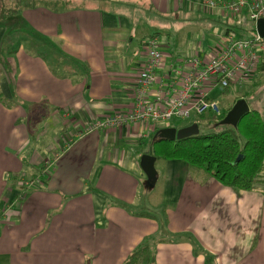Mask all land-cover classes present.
I'll return each instance as SVG.
<instances>
[{
	"label": "crops",
	"instance_id": "1",
	"mask_svg": "<svg viewBox=\"0 0 264 264\" xmlns=\"http://www.w3.org/2000/svg\"><path fill=\"white\" fill-rule=\"evenodd\" d=\"M73 1L58 13L22 12L27 32L39 35L34 52L0 23L1 80L14 101L0 103V264H123L159 230L157 220L135 212L146 202L140 190L149 187L140 158L163 128L138 123L85 131L130 110L147 60L143 43L152 36L133 29L112 0ZM143 1L158 15L178 9L220 21L225 14L207 8L208 0ZM172 54L163 52L156 74L178 89L183 61L208 57ZM160 96L153 85L151 100ZM159 163L167 207L155 264H264V183L237 192L180 161L156 160L155 168ZM36 180L38 187L24 185Z\"/></svg>",
	"mask_w": 264,
	"mask_h": 264
},
{
	"label": "built area",
	"instance_id": "2",
	"mask_svg": "<svg viewBox=\"0 0 264 264\" xmlns=\"http://www.w3.org/2000/svg\"><path fill=\"white\" fill-rule=\"evenodd\" d=\"M205 6L221 8L225 14L236 16L246 11L250 22L256 24L264 19V0H208ZM264 38L246 40L235 37L230 31L225 34L222 46L208 57L195 56L183 61L184 69L176 74L181 77L179 89L161 83L157 71L164 61L157 37L144 41L147 60L135 80V93L130 110L105 116L85 131L119 128L130 124H151L153 129L167 128L173 120L190 122L193 117L206 112L219 115L221 108L210 96L213 90L219 93L232 86H241L252 79L264 53ZM159 85L160 99L152 101L150 88ZM163 88L165 90H163ZM166 92V93H164ZM164 93V94H163ZM154 130V131H155ZM41 181L25 182L28 187H38Z\"/></svg>",
	"mask_w": 264,
	"mask_h": 264
},
{
	"label": "trees",
	"instance_id": "3",
	"mask_svg": "<svg viewBox=\"0 0 264 264\" xmlns=\"http://www.w3.org/2000/svg\"><path fill=\"white\" fill-rule=\"evenodd\" d=\"M22 1L0 0V23L5 24L9 19L17 16L21 6L25 10L43 8L58 13L75 5L72 0H30L26 5L21 4ZM8 4L13 5V7L6 8ZM22 26L25 28L23 23ZM228 32L229 30H226L225 34ZM34 35L35 33L26 34L24 38L19 39L18 45H27L25 47H29L27 51L30 52L39 49V35L38 37ZM152 37H155V35H152ZM28 43L31 46H28ZM263 70L264 62H260L256 73H261ZM229 90L230 88H227L220 94H228ZM242 99L247 102L250 111L239 121L235 128L218 124L239 99H235L228 109H221L219 115L206 112L193 117L188 124L180 127L197 124L199 128L197 136L177 141H151L149 154L155 157L157 161H180L207 174L221 186L237 192H249L259 189L264 183V119L258 110L250 107L245 97H242ZM0 103L10 107L1 99ZM201 124H203L205 131L201 130ZM10 179L15 180L14 177ZM21 197L24 199L26 195L21 194ZM136 216L157 220L155 217L144 214H137ZM158 231L152 238L147 237L142 240L124 260L123 264H155L153 250L157 243L164 241L160 235V232L163 231L162 226H159ZM209 260L207 258L208 262Z\"/></svg>",
	"mask_w": 264,
	"mask_h": 264
},
{
	"label": "rangeland",
	"instance_id": "4",
	"mask_svg": "<svg viewBox=\"0 0 264 264\" xmlns=\"http://www.w3.org/2000/svg\"><path fill=\"white\" fill-rule=\"evenodd\" d=\"M29 2L30 0H23L21 4L26 5ZM72 2L75 4V1L72 0ZM107 2L109 4L112 2L113 8L120 9L118 10L119 12L122 10L123 12L125 11L127 13L124 14V16L129 19L133 29L136 28L138 30L145 31L146 36L157 34L156 37L159 42L160 50L166 55L172 54L173 51L181 54L177 57H183L182 55L191 57L193 54V56L197 55V53H201V55H210L213 48L222 46L226 29H229L231 34L240 39L254 40L257 38L255 24L250 22L247 18V15L244 13H240L236 16L224 14L223 19L216 21L211 19V17L208 19L204 16L189 14L186 11H181L180 13L178 12V9H176L175 14L172 16H167L166 14L158 15L147 8V5L143 0H112ZM12 7L13 5L11 4L6 6V8ZM23 11H25V9L21 6L19 8V14L6 22L7 29L10 28L11 31H14L17 35H19L18 40L22 37L24 38V36L28 34L27 30L22 26V23H24V13H22ZM185 12L187 15H185ZM176 14L179 15V19L175 18ZM166 35H168L169 38H167ZM148 39L149 38H147V40ZM141 42L143 41L141 40L140 44L137 45L139 53L142 51ZM261 44L264 45V39L262 40ZM168 45L171 47V49L168 47ZM28 46H31L30 43H28ZM182 47H185V54L180 52ZM25 48L27 49L29 47ZM2 57L5 58L6 55L0 51L1 61ZM260 62H264V53L262 54ZM3 70L4 67L0 63V74ZM2 81L3 80H1L0 76V99L7 105L11 106L14 101L7 98L6 95H8L10 92L9 89L5 87V83ZM3 85L4 87H2ZM11 90L14 92L15 89L11 88ZM212 96L215 98V100H217V105L222 110L228 109L235 99L240 100L242 97H245L250 107L252 109L258 110L264 119V70L261 73H256L255 76L245 84L235 87L232 86L228 94L222 95L217 90H213ZM188 123L189 122L185 123L182 121L173 120L170 125L182 127ZM201 130L205 131L203 124H201ZM155 169L157 171L158 181L153 187H142L139 197L143 198V200H146V202H143L142 207H140L136 212L133 211L136 210V208H132V211L136 214H144L155 217L159 226H162L166 213L165 208L167 205H163L162 202L163 174L161 170V163L157 164ZM162 232H160V235ZM160 235H158V237H160Z\"/></svg>",
	"mask_w": 264,
	"mask_h": 264
},
{
	"label": "water",
	"instance_id": "5",
	"mask_svg": "<svg viewBox=\"0 0 264 264\" xmlns=\"http://www.w3.org/2000/svg\"><path fill=\"white\" fill-rule=\"evenodd\" d=\"M256 33L260 38H264V19H261L255 24ZM250 111L247 102L244 99H240L234 103L231 109L227 112L223 120L218 124L222 126L236 127L239 121ZM199 134V128L197 124H192L183 128H163L157 131L153 137V141L167 140L177 141L186 139ZM156 158L150 154H144L140 158V168L146 176L148 186L153 187L157 181V171L155 169Z\"/></svg>",
	"mask_w": 264,
	"mask_h": 264
}]
</instances>
